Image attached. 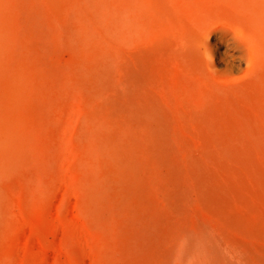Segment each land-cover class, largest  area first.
<instances>
[{"label":"rangeland","instance_id":"374dc122","mask_svg":"<svg viewBox=\"0 0 264 264\" xmlns=\"http://www.w3.org/2000/svg\"><path fill=\"white\" fill-rule=\"evenodd\" d=\"M3 11L0 122L15 130L0 148V264H159L168 250L181 264L180 229L202 225L228 239L188 189L207 137L182 110L196 114L239 84L250 93L247 113L264 99V65L250 70L236 35L251 11L264 34V0H4ZM191 29L199 66L178 49ZM16 83L19 98L10 94ZM115 96L139 111L149 101L162 116L165 166L188 189L181 212L165 205L144 125L108 115Z\"/></svg>","mask_w":264,"mask_h":264},{"label":"bare ground","instance_id":"6f19581e","mask_svg":"<svg viewBox=\"0 0 264 264\" xmlns=\"http://www.w3.org/2000/svg\"><path fill=\"white\" fill-rule=\"evenodd\" d=\"M3 7L4 0H0V55L6 24ZM240 17L237 39L250 50L252 63L248 67L257 72L264 65V34L257 24L259 15L251 11ZM179 37L183 43L178 47L180 52H184L182 54L191 65L199 66L201 39L198 34L191 29L180 33ZM129 74L132 72L129 71ZM260 84L264 93V73L260 76ZM246 86L239 84L219 96L210 95L196 114L182 110V118L192 120L199 133L207 137L193 158L190 169L193 185L188 189L194 192L201 208L231 235L228 239L223 234L210 235L207 227L202 225H196L190 231L180 229L175 236L181 247V264L187 261L192 264H264V99L250 103L252 112L247 113L246 105L249 103H246V97L249 92ZM10 94L19 98L17 83L10 89ZM254 97L249 96V99ZM148 102L145 101L141 111L117 96L106 105L108 115L126 126H130L133 119L144 125L152 139L145 147L151 154L148 160L155 166L163 187L167 189L165 205L171 212H181L188 204V189L180 188L173 182L177 171L173 164L170 168L165 166L168 149L162 131L164 120L156 109L148 111ZM13 130L11 124L0 122V148L9 147ZM255 138H259L258 146ZM255 152L259 153L261 160L257 165L253 161ZM209 156H212L217 171L207 164ZM233 201L237 207L230 210ZM1 213L0 207V216ZM173 254V250L166 251L159 264H172Z\"/></svg>","mask_w":264,"mask_h":264}]
</instances>
